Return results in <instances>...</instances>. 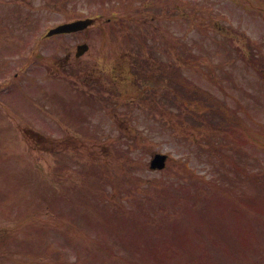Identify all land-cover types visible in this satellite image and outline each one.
Returning a JSON list of instances; mask_svg holds the SVG:
<instances>
[{
	"label": "rangeland",
	"instance_id": "1",
	"mask_svg": "<svg viewBox=\"0 0 264 264\" xmlns=\"http://www.w3.org/2000/svg\"><path fill=\"white\" fill-rule=\"evenodd\" d=\"M142 2L0 0V264H264V144L257 143L264 140V17L257 0L249 8L242 0H190L188 16L171 19L157 3L152 23ZM73 15L101 16L87 32L44 36ZM216 20L224 23L221 32L213 28ZM146 38L156 55L187 61L190 68L176 65L175 75L222 100L205 125H224L227 117L232 140L224 143L221 129L209 140L205 125L170 123L167 111L179 107L160 98L165 89L147 91L159 94L156 103L146 93L130 105L109 91L96 99L104 89L100 80L82 84L80 69L117 62L120 53L132 54L144 73L148 64L139 61L154 52L140 57L144 48L136 46ZM81 41L89 50L58 67L64 57L74 58ZM183 87L190 98L198 95ZM82 91L96 100L83 99ZM104 102L118 105L133 140L118 139ZM78 105L90 114H83L89 127L75 124ZM253 115L258 139L236 130ZM198 117L196 110L187 114L195 123ZM192 139L214 156H196ZM233 140L239 143L231 165ZM154 152L170 155L163 171L149 170ZM242 189L248 195L234 201Z\"/></svg>",
	"mask_w": 264,
	"mask_h": 264
},
{
	"label": "water",
	"instance_id": "2",
	"mask_svg": "<svg viewBox=\"0 0 264 264\" xmlns=\"http://www.w3.org/2000/svg\"><path fill=\"white\" fill-rule=\"evenodd\" d=\"M89 22V20H85V21H79V22H76L75 24H70V25H63L62 27H59L55 30H52V31H59L60 29H67V30H74V29H77L78 28H82L84 27L87 23ZM77 25V26H75ZM86 48V45H79L78 46V51H77V55H79L80 53H82L84 51V49ZM164 160V156L160 155V154H157L155 156V158L153 159V165H157L158 167H162L163 165V161Z\"/></svg>",
	"mask_w": 264,
	"mask_h": 264
}]
</instances>
